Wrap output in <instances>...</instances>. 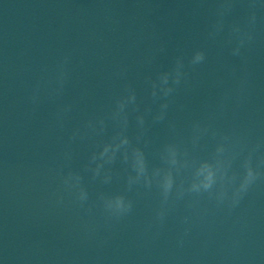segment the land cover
I'll return each instance as SVG.
<instances>
[{
	"label": "water",
	"instance_id": "obj_1",
	"mask_svg": "<svg viewBox=\"0 0 264 264\" xmlns=\"http://www.w3.org/2000/svg\"><path fill=\"white\" fill-rule=\"evenodd\" d=\"M214 9L215 0H0V264H264V182L230 214L202 200L199 208L207 211L192 215L182 246L183 203L162 230L149 228L159 202L155 189L130 192L133 212L119 222L106 221L98 205L86 212L67 193L57 204L61 175L69 167L82 169L95 143L114 130L110 122L103 137L70 141L72 129L107 114L128 83L142 108L155 110L145 80L195 48L206 50L207 62L190 70L170 105L168 120L178 134L186 139L192 121L214 111L222 92L218 80L235 87L247 73V99L239 107L229 103L215 126L245 131L252 140L264 136V12L241 58L230 53L227 29L215 41L207 38ZM245 15L238 3L228 22ZM65 54L71 61L64 93L52 99L42 90L33 110V85L51 79ZM62 104L73 107L61 127L56 111ZM135 132L133 118L129 135ZM147 136L146 152L156 163V150L170 138L167 122L149 117ZM212 144H202L198 154ZM115 169L111 185L85 174L92 200L99 191L123 190L124 167L118 162Z\"/></svg>",
	"mask_w": 264,
	"mask_h": 264
},
{
	"label": "clouds",
	"instance_id": "obj_2",
	"mask_svg": "<svg viewBox=\"0 0 264 264\" xmlns=\"http://www.w3.org/2000/svg\"><path fill=\"white\" fill-rule=\"evenodd\" d=\"M238 3L246 9L242 21L228 22V17ZM264 12V0H215V19L207 31V38L215 41L227 29L226 42L233 57L244 56V50L256 40L259 13ZM165 49L161 46L160 51ZM71 55L65 54L56 64L54 76L45 81L37 80L31 90V102L39 104L41 91L55 99L64 93L70 79L69 64ZM207 62L204 48H195L187 56L178 55L170 67L158 71L155 76L145 80L151 105L142 108L136 88L128 83L123 91L114 97L110 111L101 116L87 119L82 126L73 128L70 141L103 137L111 122L113 131L107 138L95 143L82 169L68 168L61 175L62 192L57 196V204H63L64 193L72 197V202L91 213L98 205L108 222H119L132 214L135 201L130 192L143 189L156 190L159 202L154 210L153 222L162 230L170 213L184 204L188 214L183 215V234L177 243L182 246L184 237L192 227V215H203L207 209H200V202L207 199L217 209H226L230 214L237 209L244 198L261 182H264V136L250 139L245 131L221 130L215 126L218 115H223L228 104L241 106L247 99L249 88L248 74L237 78L235 87H228L224 80H218L222 89L215 109L205 120H194L189 135L185 139L177 132L175 121L168 120L170 105L181 86L189 82L191 69ZM118 75L123 74L120 70ZM72 104H62L56 111V121L62 127ZM149 117L152 123L167 122L170 138L156 150L158 162L149 160L146 152ZM134 118L135 136L129 135L130 122ZM209 140L213 141L211 150L199 155L198 149ZM67 164L73 159L71 147L63 152ZM124 167L123 190L99 191L92 200L85 174L92 182L111 185L119 175L115 165Z\"/></svg>",
	"mask_w": 264,
	"mask_h": 264
}]
</instances>
